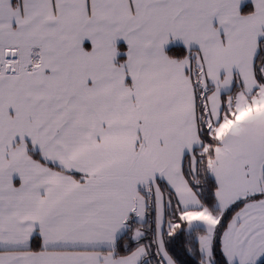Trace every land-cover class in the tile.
I'll use <instances>...</instances> for the list:
<instances>
[{
    "label": "snow or ice",
    "instance_id": "6c2138e0",
    "mask_svg": "<svg viewBox=\"0 0 264 264\" xmlns=\"http://www.w3.org/2000/svg\"><path fill=\"white\" fill-rule=\"evenodd\" d=\"M0 264H264V0H0Z\"/></svg>",
    "mask_w": 264,
    "mask_h": 264
}]
</instances>
